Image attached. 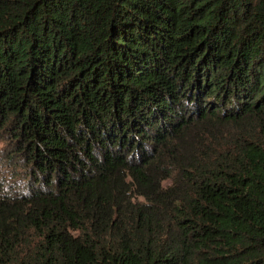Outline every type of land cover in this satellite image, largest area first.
<instances>
[{"label": "trees", "instance_id": "trees-1", "mask_svg": "<svg viewBox=\"0 0 264 264\" xmlns=\"http://www.w3.org/2000/svg\"><path fill=\"white\" fill-rule=\"evenodd\" d=\"M0 264H264V0H0Z\"/></svg>", "mask_w": 264, "mask_h": 264}]
</instances>
